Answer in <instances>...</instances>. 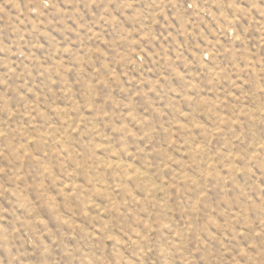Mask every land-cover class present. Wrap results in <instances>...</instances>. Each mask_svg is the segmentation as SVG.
Returning a JSON list of instances; mask_svg holds the SVG:
<instances>
[{
    "label": "rangeland",
    "instance_id": "rangeland-1",
    "mask_svg": "<svg viewBox=\"0 0 264 264\" xmlns=\"http://www.w3.org/2000/svg\"><path fill=\"white\" fill-rule=\"evenodd\" d=\"M0 264H264V0H0Z\"/></svg>",
    "mask_w": 264,
    "mask_h": 264
}]
</instances>
